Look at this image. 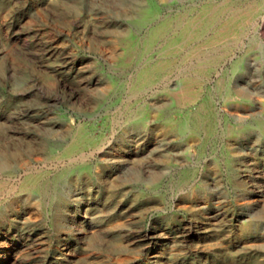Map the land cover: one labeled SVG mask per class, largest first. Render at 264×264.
<instances>
[{
	"label": "rangeland",
	"instance_id": "rangeland-1",
	"mask_svg": "<svg viewBox=\"0 0 264 264\" xmlns=\"http://www.w3.org/2000/svg\"><path fill=\"white\" fill-rule=\"evenodd\" d=\"M0 264H264V0H0Z\"/></svg>",
	"mask_w": 264,
	"mask_h": 264
},
{
	"label": "bare ground",
	"instance_id": "bare-ground-1",
	"mask_svg": "<svg viewBox=\"0 0 264 264\" xmlns=\"http://www.w3.org/2000/svg\"><path fill=\"white\" fill-rule=\"evenodd\" d=\"M260 101V100H259ZM259 103V102H258Z\"/></svg>",
	"mask_w": 264,
	"mask_h": 264
}]
</instances>
